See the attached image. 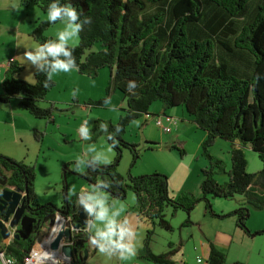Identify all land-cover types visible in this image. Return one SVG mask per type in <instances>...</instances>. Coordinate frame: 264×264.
Instances as JSON below:
<instances>
[{
	"label": "trees",
	"instance_id": "obj_1",
	"mask_svg": "<svg viewBox=\"0 0 264 264\" xmlns=\"http://www.w3.org/2000/svg\"><path fill=\"white\" fill-rule=\"evenodd\" d=\"M23 3L35 4L46 13L49 0H23ZM70 3L83 14L81 19L90 18L79 34L78 44H69L78 71L93 78L106 67L112 72L105 96L89 99L85 104L105 106L104 101L110 99L113 90L120 91L126 102L116 122L97 119L92 126L95 134H99V124H108L106 136L113 137L107 141L116 152L115 160L99 165L95 171L89 165L78 175L90 185L105 179L110 187L102 191L112 201L124 200L130 190L135 194L134 210L141 221L151 226L147 228L142 256L158 264H176L171 252L152 251L153 228L157 225L173 230L165 214L168 207L172 213L180 209L190 212L204 199L206 208L212 212L208 196L242 195V205L225 216L235 217L237 226L250 236L264 233V230L252 232L247 227L250 206L264 209V0H70ZM52 25L47 19L40 20L30 35L42 44L55 38L46 34ZM23 70L24 65L16 59L9 61L0 102L18 99L35 118L53 120L58 107L53 102L49 106L40 102L56 82L52 78L45 88L43 74L35 70V82H29L21 76ZM129 81L135 82V88L127 90ZM156 101L162 104V112L157 114H169L167 110L181 106L189 119L207 133L202 148L209 166L202 169L200 197L187 191L172 197L168 176L159 171L140 176L130 172L125 176L118 171L124 149L131 151L132 164L140 158L139 144L125 140L124 134L132 122L150 113ZM117 125L119 131L114 127ZM34 134L40 140L44 133L36 130ZM218 138L232 143L229 170L224 160L211 153L210 147ZM178 142L169 147L184 155L185 150ZM147 143L149 148L158 145ZM248 146L263 163L259 171L246 170ZM66 164L64 175L69 171V163ZM218 173H226L227 182L220 184L215 178ZM0 176L9 185L26 189L27 210L45 230L26 239L14 238L4 246L0 229V248L4 247L19 264L26 257L35 260L45 243L40 241L67 205L76 203V197L68 199L64 181L63 205L40 203L35 166L3 154H0ZM190 223V219L185 221L187 225ZM208 264H229L226 253L212 242Z\"/></svg>",
	"mask_w": 264,
	"mask_h": 264
},
{
	"label": "rangeland",
	"instance_id": "obj_2",
	"mask_svg": "<svg viewBox=\"0 0 264 264\" xmlns=\"http://www.w3.org/2000/svg\"><path fill=\"white\" fill-rule=\"evenodd\" d=\"M62 27L63 25L60 22L56 23L48 28L46 34L48 31L56 34ZM77 41H79V37L75 40V42ZM110 73V69L106 67L103 68L95 78L88 75L84 77L87 79L88 83H92L93 89H99V92L105 90L106 94V89L111 78ZM68 98H70V95ZM113 99L114 103H111L109 107L88 105L84 108L82 104H79L74 105L72 109H66L64 105L55 104L58 108L53 112V121L40 120L31 116L28 120L21 117L19 121L13 120L12 118L5 119L4 114H0V154L11 156L19 161L22 160L34 165L36 171L35 183L38 186L41 197L46 198L49 196L51 198L50 200H52L50 202L59 207L62 204L61 202L65 200L64 181L66 183V190L69 198L77 197L78 193L75 194V192H78L76 190H80L81 181H86L80 176H75L73 173H77L74 167L77 158L86 155L88 160H91L93 153L86 151L89 146L103 153L110 160V163L115 160L116 152L113 149L110 152L108 151L110 145L107 141L106 133L101 132L95 134L92 129L94 121L98 118L113 120L117 118L118 114L122 115L123 111L118 107L121 103V99L118 96ZM50 104L51 103L47 104L46 100L40 102L42 106H49ZM122 104V108H124L126 102L123 100ZM158 104H161V102L156 101L151 105V112ZM175 109H177L176 113L173 112L175 115L171 114L172 112L170 114L181 121V116L179 114L181 106ZM119 118L115 119L114 122ZM140 119L141 118L131 123L124 134V138L129 142L139 144L141 156L135 164H132L133 156L131 151L127 148L124 149L118 164V171L120 173L126 176L128 172H130V174L134 175L132 173L133 169L134 172L140 169L147 170L142 175L155 172H151L153 169L150 168H159L169 172L171 168L175 167L176 164L178 165L186 155L187 164L190 165L191 162L195 164L196 159H194V154L197 150L198 136L197 134H193V131L196 130L193 126L184 133V129L189 127V124L188 122L183 123L185 126H182V131H180V133L182 132L181 134L183 137L184 134H189V137L185 138L187 140L186 142H184V138L180 139L178 142L181 148L183 147L185 150V154L181 155L178 149H171L169 145H167V148L163 147L166 143L172 142V136L175 133L177 134L175 130L180 121L177 125L172 126L171 133H166L161 131L154 124L153 120H148L147 125L142 129V125L139 126ZM85 120L88 121L87 125L91 134V139L88 141L83 140L78 132V129ZM36 122H39V125H37ZM36 130L44 133L42 139L37 140L35 138L34 133ZM143 133L148 139L153 138L152 142H156L158 145L154 146V148H149L150 145L147 142H151V140L149 139L147 141L146 138H143ZM224 141L225 140L221 139L217 144L214 143V145L210 147V150L214 156L225 161L227 170H229L231 168V159L227 155V150L223 144ZM200 149V160L204 159L208 161L203 154L202 146H200ZM249 151L245 150L248 162L246 170L248 172L259 171L263 166L262 161L258 153L251 149ZM66 163H69L67 166L69 171L64 175V166L67 165ZM85 169L86 168H82V170ZM215 178L220 184L228 180L226 173H218L215 175ZM89 185L90 184H88V186ZM128 193L134 194L131 190ZM105 195L107 196V194ZM128 195L129 194L122 200L125 203L128 201ZM208 199L211 203L212 212L217 215H222V217L215 216L210 209H207L204 199L198 201L190 212L180 209L176 213H172V208L168 207L165 214L166 218L173 226V230H166L156 225L153 228L154 234L151 240V249L153 248L157 253L171 252L172 256H175L174 260L176 264H186L182 261L183 259L187 260L188 264H195L197 255L202 257L205 261L204 258H206L205 256L207 255L209 239L215 238L219 233H225L232 237L236 229V220L233 216L225 215L240 207L244 202V197L242 195H236L233 198L208 196ZM109 202H111V200ZM249 211L250 215L247 219L248 229L252 232L264 230V209H256L250 206ZM131 213H134V211L131 210ZM187 219L191 221L188 225L185 224ZM138 220L141 230L142 228H145V230L151 228L146 222L141 221L139 218ZM226 250L227 262L229 264H233L234 262L264 264V233L249 238L246 237L245 239H241L240 236L235 237L231 244V248ZM147 263L158 264L153 261Z\"/></svg>",
	"mask_w": 264,
	"mask_h": 264
},
{
	"label": "crops",
	"instance_id": "obj_3",
	"mask_svg": "<svg viewBox=\"0 0 264 264\" xmlns=\"http://www.w3.org/2000/svg\"><path fill=\"white\" fill-rule=\"evenodd\" d=\"M46 18V13L42 11L37 5L30 4L25 5L23 3V0H0V95L3 94V80L5 75V70L8 67L9 61L16 59L19 61L22 65H24V70L21 74V76L29 81V82H35V68L32 66L29 62L24 60V53L26 50H30V48L38 45L39 43L34 40V38L30 35L33 29L37 26L38 21L44 20ZM49 36L55 37V34L48 31L47 33ZM77 42H70V45H76ZM103 70V69H102ZM111 71V70H110ZM112 75V72L110 73V77ZM87 76L86 74L80 73L78 70H73L70 72H60L57 74H53L52 78L56 82V85L54 88L48 93L46 97L47 104L48 103H55L56 105H64L66 109H72L74 105L82 104L83 107L88 106L85 104V102L89 99L96 100L100 99L105 96V90L103 92H99V89H93L92 83H88L87 79L84 77ZM80 85H79V84ZM96 90V92H95ZM76 91L75 97L72 95V92ZM118 90H113L111 97H110V103L107 105H111V103H114V97H119L121 99V103L119 104V108L122 109V103L124 100L123 94ZM70 95V98L68 96ZM125 101V100H124ZM175 108L167 110L166 113L174 114L176 113ZM162 112V105L158 104L156 105L155 109L150 110V113L157 114ZM174 112V113H173ZM0 114H4L5 119L6 118H12L13 120H19L23 117L24 119H30V116H32L26 109H24L18 99H12L9 102H0ZM179 114L181 116V121L179 125L176 127V132L173 136L171 141L166 143L165 146L167 148V145H170L169 143H173L175 141H179L180 139L184 138V142L187 140L186 137H189V134H184V137L182 136V126H185L183 123L188 122L187 128L184 129V133L187 132V130H190V127L193 126L196 130L193 131V134H197L198 136V145L196 153L194 154V159H196V162H191L190 165L187 164V155L182 158L181 162L175 167L171 168L169 172H166L164 170H161L159 168H150L153 169L152 171H159L162 173H166L168 175V186L170 195L172 197L178 196L182 192H192L196 196H201V183L203 180V174L202 169L209 166V162L206 160H200L201 155V149L200 146H202V142L206 139L207 133L203 131L202 129L198 128L197 125L189 119V117L186 115L184 110L181 108L179 111ZM121 114H118L117 118H119ZM175 115V114H174ZM115 118V119H117ZM38 119V118H36ZM54 119V118H53ZM101 119V118H98ZM113 119L112 121H115ZM43 120V119H40ZM97 120V119H96ZM53 121V120H52ZM39 123V122H38ZM37 122L36 124L39 125ZM148 121H145V117L142 116L139 122V126L142 125V129H144V126L147 125ZM35 124V123H34ZM84 124V123H83ZM41 127V126H40ZM88 127V125H87ZM144 134V133H143ZM143 138H146L147 140H151L153 138H149L143 135ZM221 139H216L215 144H217ZM183 141V140H182ZM224 146L227 150V155L231 159V147L232 143L229 141H224ZM251 148L248 146L245 148L246 151H249ZM252 150V149H251ZM173 151V150H172ZM250 152V151H249ZM187 154V153H186ZM11 157V156H10ZM203 158V157H202ZM17 160V159H16ZM194 161V160H193ZM82 171L72 172L75 176H78V174L82 173ZM147 170H137L134 172V169L132 170V173L134 175H142ZM123 172V171H122ZM77 174V175H76ZM88 183L86 181H81L80 183V190L82 188H87ZM36 192L38 194L39 202L40 203H51V198L47 196L46 198L41 197L40 192L38 191V186L35 183ZM80 190H76L78 192H75L79 194ZM90 192L86 191L85 196L88 195ZM105 194H107L105 192ZM128 201L125 203L122 200H115L112 201L108 196V200L111 202H114L117 206L119 204L123 203L125 208V215H127L130 225L135 229L137 233L136 243L138 241L137 246V255L128 262V264H149L147 262H150L149 260L145 259L142 256L143 248L145 245V239L147 234V229L142 228L140 229L138 215L134 210V206L136 204V196L132 193H128ZM132 196V197H131ZM76 197V203H77ZM130 198V199H129ZM69 199V197H68ZM63 205L65 203V200L61 202ZM60 205V204H59ZM131 210L134 211V213H131ZM88 214V213H87ZM87 219H90L89 215H87ZM86 219V220H87ZM93 219V218H91ZM239 228V229H238ZM11 232H13V229L11 228ZM146 232V233H145ZM247 233L242 230L240 227L236 224V229L234 230V233L232 237L225 233H219L215 238L208 240V247H207V255L204 263H197V260L195 264H206V261L209 257L210 252V242H212L218 249L226 253V249L231 248V244L233 243L235 237L240 236L241 239H245L246 237H251L250 235H246ZM246 236V237H245ZM214 237V236H213ZM4 239V238H3ZM6 239V238H5ZM5 239L3 240L5 242ZM48 254L54 253L53 251H49L48 248ZM152 251L155 252L152 248ZM157 253V252H155ZM61 255V254H60ZM59 256V255H58ZM199 255H197L198 257ZM173 257V258H172ZM175 256H171V258L174 260ZM0 261L1 258H0ZM175 261V260H174ZM186 264H188L187 260H182ZM81 264H120V261L115 257H107L105 255L99 254L95 249L89 248L87 257L82 261Z\"/></svg>",
	"mask_w": 264,
	"mask_h": 264
},
{
	"label": "clouds",
	"instance_id": "obj_4",
	"mask_svg": "<svg viewBox=\"0 0 264 264\" xmlns=\"http://www.w3.org/2000/svg\"><path fill=\"white\" fill-rule=\"evenodd\" d=\"M82 13L73 7L70 0H49L46 8V18L49 24H55L59 21L63 27L55 34V38L48 39L42 44H38L24 53V60L34 66L35 70L43 74L45 79L42 81L43 87L47 88L53 74L60 72H70L78 70L75 58L72 53L70 42H75L85 24L90 23L89 17H82ZM135 82L129 81L127 90L135 88ZM75 97L76 91L72 92ZM105 106L110 103V99L104 101ZM115 110V109H111ZM88 121L80 126L78 132L85 141L91 139L90 129L87 127ZM117 131L119 126H114ZM108 124L101 122L99 131L107 133ZM107 140H113L111 134L107 135ZM112 150V145L108 151ZM93 153L91 160L86 155H82L76 160L75 170L82 171V168H89L93 171L99 168V165H108L110 160L94 147L89 146L86 150ZM110 185L105 179H99L95 184L82 188L78 194L77 204L82 205L84 210L93 219H87L86 226L83 229L87 244L95 249L99 254L109 258L115 256L120 264H128L137 255L138 241L137 233L130 225L127 215H125L126 206L121 203L117 206L114 202H109L104 188ZM88 195H84L89 191ZM0 264H4L0 261ZM8 264H12L11 260Z\"/></svg>",
	"mask_w": 264,
	"mask_h": 264
},
{
	"label": "water",
	"instance_id": "obj_5",
	"mask_svg": "<svg viewBox=\"0 0 264 264\" xmlns=\"http://www.w3.org/2000/svg\"><path fill=\"white\" fill-rule=\"evenodd\" d=\"M0 183L4 186L0 191V213L4 215L0 220L1 235L3 238L10 237L12 233L10 228H12L15 230L13 232L14 238L26 239L35 229L40 227V221L27 210L26 189L22 191L11 188L7 185V179H3ZM73 210H76L77 220H74V213L71 212ZM87 215L82 205L77 203L72 207L67 205L64 213L56 217L49 234L51 238L50 249L53 252L60 253L63 258L70 259L72 264L82 258L78 247H82L86 240L79 241L78 238L81 237L82 234L80 233L86 226ZM84 252L85 259L88 255V249L86 248ZM55 264H60V262L58 261Z\"/></svg>",
	"mask_w": 264,
	"mask_h": 264
},
{
	"label": "flooded vegetation",
	"instance_id": "obj_6",
	"mask_svg": "<svg viewBox=\"0 0 264 264\" xmlns=\"http://www.w3.org/2000/svg\"><path fill=\"white\" fill-rule=\"evenodd\" d=\"M0 181H2L3 179H5L3 176H0ZM7 185L8 186H10L11 188H15V187H13V186H11V185H9L8 184V181H7ZM4 188V186L3 185H1V183H0V191L2 190ZM15 189H17V188H15ZM73 206V205H72ZM71 206V207H72ZM72 213H74V220L76 219L77 220V214L75 213L76 212V210H73V211H71ZM72 213H71V215H72ZM32 215V214H31ZM3 214H1L0 213V218L2 219L3 218ZM32 216H34V215H32ZM72 218V217H71ZM0 219V220H1ZM34 225H35V223H34ZM20 227V226H19ZM52 228V227H51ZM43 229V228H42ZM40 227L38 228V229H35L31 234H33V233H35V232H39V233H41V234H43V233H45L44 231V229L42 230ZM10 230H11V228H10ZM15 230L13 229V232H14ZM50 231H51V229H50ZM50 231H49V233H48V235L44 238V239H42L41 241H40V244H43L44 242V245L41 247V250H39V253H38V255L40 254V253H42L41 255V257H43L42 259H37V260H39V262H37L36 264H55L56 262H60V264H72L71 263V261H70V259H68V258H63V256H61L60 255V253H56V252H54V253H51V254H48V250H46V248H48L49 249V251H52L51 249H50V241H51V238H50V236H49V234H50ZM13 232L11 233V235H10V237H8V238H12V241H13V239H14V237H13ZM80 234H82L81 235V237L80 238H78V240L80 241V240H86V236H85V232L84 231H82ZM7 238V239H8ZM5 239V238H4ZM11 241V242H12ZM9 245V244H8ZM4 246H6V245H4ZM73 246H74V244H73ZM79 248V250H80V253H81V256H82V258H80V260L79 261H76V262H81L82 263V261L84 260V256H85V252H84V250L87 248L88 249V251H89V248H90V246L87 244V242H85L84 243V245L82 246V247H78ZM3 249H5L4 247H3ZM6 251V250H5ZM7 253V252H6ZM8 254V253H7ZM59 255V256H58ZM13 257V256H12ZM61 258H63L61 261H60V259Z\"/></svg>",
	"mask_w": 264,
	"mask_h": 264
},
{
	"label": "built area",
	"instance_id": "obj_7",
	"mask_svg": "<svg viewBox=\"0 0 264 264\" xmlns=\"http://www.w3.org/2000/svg\"><path fill=\"white\" fill-rule=\"evenodd\" d=\"M145 117V121L148 120H153L154 124L163 132L166 133H171L172 132V126L173 125H177L179 120L170 114H157L154 115L152 113H147L144 115ZM12 241V238H6L4 245H8L10 244ZM42 253H40L39 255L37 254V258L35 260H32L30 257H26L24 259V263L23 264H36L37 262H39V260L37 259H42L43 257H41ZM0 258L1 260L4 262V264H8V261L11 260L12 264H19V262L12 257L11 255L7 254L5 249L0 248ZM197 263H204V260L202 259V257L198 256L197 257ZM206 264H208V260L206 261Z\"/></svg>",
	"mask_w": 264,
	"mask_h": 264
}]
</instances>
